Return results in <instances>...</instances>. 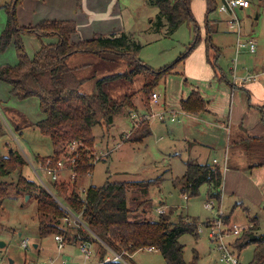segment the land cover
<instances>
[{
	"label": "trees",
	"instance_id": "1",
	"mask_svg": "<svg viewBox=\"0 0 264 264\" xmlns=\"http://www.w3.org/2000/svg\"><path fill=\"white\" fill-rule=\"evenodd\" d=\"M191 1L149 0L159 8L158 24L154 22L155 28L160 29L166 21L167 33L171 34L183 23L192 22L194 17ZM21 2L22 0H13L5 6L7 23L0 34V53L5 52L14 42L18 61L15 64L0 65V80L10 84L11 94L20 99H39L44 118L36 127L42 134L51 138L57 157L67 144L75 140L82 142L79 146V167L75 181L71 182V185L55 184L54 188L55 194L63 199L64 203L75 212L82 213V219L90 231L82 225L69 226L62 221L65 211L37 179L38 183L21 173V170L28 166V162L15 150L6 156L0 155V177L9 176L16 171L20 173L15 183L0 180V202L9 197L12 191L35 196L37 211L41 215L40 237L62 234L69 239L73 238V245L78 244L80 240L96 243L100 247L102 264H123L121 260L104 262L107 256L112 255V251L121 254L123 259L129 262L135 252L145 247L158 250L167 264H195L198 252H194L191 262H186L185 245L180 242V238L185 234L198 237L199 222L190 216L182 215H179L177 221L171 220L173 208L153 219L148 216L146 198L139 201L130 197L132 188L138 187L146 193L153 185L151 181L122 182L108 179L100 186L90 184L85 193H81L79 188L80 182L95 166L94 154L91 151L95 139L94 127L105 129L111 126L115 117L125 109L144 116L145 109L137 108L133 104L136 92L125 91L123 98L118 99L114 94L115 87L130 85L138 76L144 80L141 90L148 95L173 66L155 70L137 58L142 44L132 33L95 35L88 39L71 41L72 35L77 33V23L74 19H43L35 25L22 26L17 16V8ZM81 2L82 0H77L78 7H81ZM217 2L218 0H206L208 13L217 9ZM210 33L212 32L208 25L206 44L209 48L215 47ZM28 34L36 35L41 40L44 37H55L57 41L43 42L40 49L30 56L23 39L24 35ZM76 54L92 56L95 60L75 66L69 65L70 57ZM124 65L127 71L119 69ZM88 67L89 73L83 74L82 71ZM93 79L95 94L83 90L85 83ZM180 103L182 111L188 114H198L206 110V101L195 91ZM150 134L149 119H142L127 138L124 137L126 134L123 137L134 143H142ZM124 139L120 141L124 142ZM243 145L245 151L255 159L253 165L264 166V137L249 138ZM174 183L180 186L184 196L188 197L199 195L200 188L206 185L209 198L219 205L222 203L224 169L218 163L187 161L185 173ZM225 221L231 224L230 216H226ZM251 222L252 226L236 239L235 246L238 251H242L254 244V255L250 264H264V232H260L257 217H253ZM69 228L74 229L73 235Z\"/></svg>",
	"mask_w": 264,
	"mask_h": 264
},
{
	"label": "rangeland",
	"instance_id": "2",
	"mask_svg": "<svg viewBox=\"0 0 264 264\" xmlns=\"http://www.w3.org/2000/svg\"><path fill=\"white\" fill-rule=\"evenodd\" d=\"M12 1L13 0H0V33L1 30L5 28L6 24L7 11L5 6L12 3ZM121 1H125L121 2L123 6L127 5V3H131L129 8H122V13L129 21L127 29L138 28L139 31L135 33V38L142 44V48L137 53V58L155 70H160L169 66L173 67L150 94L146 95L143 93L141 88L143 87L144 80L137 76L130 85L123 84L115 87V97L118 99H121V97L123 98L122 95L125 91L129 93L136 92L133 98V104H135L137 108H142V110L145 109L147 111L153 109L156 111L160 107V105H157L152 108L151 95L153 92H158L162 100L165 98L168 103H173L177 98L179 89L183 88V90L187 92L190 88V84L196 78L194 75H190L189 71L198 74L196 66L194 64H188L189 60L194 57V60L198 62V58L196 57H198L197 55H199L200 52H207V50L211 52L213 50V47L209 48L206 44L209 24L212 32L210 33L212 41L216 43L220 40L223 43L224 49L222 48L223 54L219 64L224 69V72L229 75V68L235 65L236 54H234V58H230L235 48V35L225 23H222L218 32H215V21L220 20L222 15H224L220 13L218 9H214L208 13L207 4L203 5L201 0H192L191 9L194 17L193 21L183 23L174 33L168 34L166 21H164V26H161L160 29L154 26L155 21L158 24L159 14V8L155 4L142 5L140 0L139 2L137 0ZM45 2H48V0H45ZM116 10H118V8H116ZM66 12L67 14H65V16H71L68 13L69 10ZM245 12L247 14L244 20H242L243 17L240 16L242 27L244 26L246 31L250 32L251 35L256 36L262 33L261 35L264 37V0H249V5L244 13ZM47 13V9L44 8L37 11L34 13L33 20L35 19L34 21L39 22L41 20L40 17H43V15ZM138 14L141 15V18L138 17ZM256 16H258V19H256ZM76 34H78V32ZM24 44L26 51L32 56L38 44H36V48H34L35 43L30 40H27V43L24 42ZM81 55L82 54L78 55L80 59H78L77 62H72L71 60H69V62H72V65L75 66L90 63L95 60L92 56L82 55L81 57ZM191 55L193 56L192 58L190 57ZM16 58V50L11 46L6 49L5 52L0 53V65H2V63L14 64ZM119 69L127 71L126 65L119 67ZM89 70L90 67L82 72L86 74L89 73ZM195 81L197 82L198 80ZM196 82L193 83L196 84ZM89 86L90 82L85 83L83 90H88ZM199 86L202 88L201 85ZM9 90L10 87L8 84L1 81L0 154L6 156L9 154L10 149H13L27 154V157L31 160H33L36 155L45 157L54 154L55 148L51 138L42 134L40 130L36 128V125L29 123L31 125L27 126V121L23 122L20 120L21 127H18L15 120L12 118L13 121L8 119V111L10 110L13 112V115H16V113L26 114L33 122L39 120L41 118V111L38 98L31 97L20 99L12 95L11 90ZM138 117H133V112L125 109L115 117L111 126L105 129L100 126L94 127L95 139L91 151L94 154L93 162L95 160V167L91 175L85 177L80 182V190L87 188L90 184L97 186L103 185L108 179L110 181L122 182L139 180L146 182L151 181L153 185H151L146 193L140 191L138 187L130 190V197L137 198L139 201L143 198L148 200L145 207L148 208L149 217L153 219L158 218L160 214L156 208L159 205H166V210L173 208L171 220L177 221L179 215H182L190 216L199 222V228L201 230H199L198 237L185 234L180 238V242L185 245V261L188 263L191 262L194 258V252L197 251L198 258L195 264H226L220 260V252L216 244L209 240L208 230L205 225L206 222L217 215V209L220 207L219 203L215 201L214 204L216 207L212 209L206 207V202L210 200L206 185L200 188L199 195L185 198L181 187L174 183L178 177L183 176L185 173L186 160L191 161V159L188 158V151L184 148H188L187 146H169L174 136L171 132L174 123H168L167 126L162 128H153L152 134L145 138L142 143H134L124 139V135L128 134V132L131 134L135 125L138 126L141 123ZM157 121L153 120L155 124L159 122ZM123 122H125V124L127 123V126H121ZM25 123L27 124L25 125ZM128 124L130 129H127L129 128ZM120 127H123L124 130L127 131L121 130L120 132ZM122 139H124V142L120 144L119 142ZM112 140L114 141L112 143L114 145L113 149H116L114 152H112L110 147H106L109 146ZM103 143H105L106 146H103ZM132 145L135 146V149L132 148ZM174 152H177V154H173ZM21 173L36 180V176L29 165L24 167ZM19 175V171H16L9 176L0 177V180L15 183ZM69 176L68 174L63 175L61 181L56 182L57 186L62 183L71 185ZM48 185H50L51 188L54 187L55 184L49 182ZM159 188L160 191L158 190ZM54 189L52 190L54 191ZM233 200L234 198L227 197L223 199L221 204L225 212L232 213L231 219L233 223L247 225L249 221L251 222V220H253V217H257L260 226H262L264 230V205L260 208L258 205L255 206L253 203L256 202L252 200L253 203H250L245 197L239 199V201L245 202L246 205H250L249 210L244 206H237ZM160 201L164 204H161ZM135 208L136 207H134V209ZM168 211L169 210H167V212ZM78 214H80L82 218V213ZM40 220L41 215L37 211L35 196L27 198V195L17 194L12 191L9 197L0 202V241L6 243L3 248H0V256L3 257L4 262L2 264H33L37 260L56 254L57 244L55 245L54 240L56 234H50L43 240L44 244L42 243L39 252L38 249L34 247V244L40 241ZM252 224V222L248 224L247 228L249 229ZM72 225L73 224L69 226ZM70 232L73 235L74 229H70ZM70 237L72 238L73 236ZM24 238L30 240L31 247L28 249L21 246V242ZM72 242L74 243L73 238L69 239L66 237V243L71 244ZM77 245L76 243L75 246ZM94 247L96 255L93 262L97 263L101 261L99 254L100 247L96 243ZM66 249H68V247ZM254 249L255 245L251 244L245 247L241 253L239 252L242 261L251 263ZM78 250L75 252L77 255H79ZM68 251H70V249H68ZM135 256L136 257L129 260V262L124 260L123 264H167L164 256L158 250L148 251L145 247L136 253ZM12 259L14 260L13 263L11 262ZM72 264L79 263L74 262Z\"/></svg>",
	"mask_w": 264,
	"mask_h": 264
},
{
	"label": "crops",
	"instance_id": "3",
	"mask_svg": "<svg viewBox=\"0 0 264 264\" xmlns=\"http://www.w3.org/2000/svg\"><path fill=\"white\" fill-rule=\"evenodd\" d=\"M137 1L139 2V0ZM201 1L203 5H206V0ZM121 2L125 1L82 0L81 7L78 8L77 0H48V2H45V0H22L17 8V16L19 24L22 26L30 24L35 25L38 23V21H34L35 19L33 20L34 13L43 8L47 9L48 13L43 15V17H40L41 20H43L42 18L49 20L74 19L77 23L78 34H73L71 41L88 39L95 35L120 34L122 32H128L135 35V33L139 32L138 28L127 29L129 21L122 13V8H129L131 3H127V5L123 6ZM140 3L142 5L152 4L149 0H140ZM248 5L238 10L239 16L243 17L242 20L246 17L247 13H244V11L247 10ZM116 8H118V10H116ZM65 9L69 10L68 13L71 16H65V14H67V10ZM224 15H222L220 20L215 21V32H218L222 23L227 25V15ZM138 17L141 18V15L138 14ZM256 19H258V16H256ZM2 31L3 30H1V32ZM242 31L245 35L256 38L257 49L255 52L243 50L239 52L238 56H236L238 62L236 79L233 77L232 67L229 68V75H227L219 64L223 54L222 48L224 49V47L223 43L218 40L216 43L213 42L215 47L212 48L213 50L211 52L210 50L209 52L202 51L197 55L198 57L196 58H198V62L194 60L195 58L192 55L190 56L193 58L189 60L188 64H194L198 70V74L189 71L190 75L196 77L193 82L198 80L196 84L192 82L187 92L183 90V88H180L177 98L173 103H168L165 98L162 100L160 97L159 104H151L152 108L157 105H160V107L156 111L154 109L151 111L143 110V115L151 113L152 111L154 113L164 112V119H159L154 116L149 119L151 134L153 128H162L167 126L168 123H174L171 128V132L174 136L170 141L169 146H187L188 148H184L189 153L188 158L200 163H214V160L216 159V163L222 165L224 169V183L221 192L222 202L224 198L232 197L237 206H244L246 209L250 210V205H246L245 202H241L239 199L245 197L250 203H253L252 201L256 202L253 204L255 206L258 205L260 208L264 205V166L253 165L256 161L247 151H245L243 145V143L249 138L264 137V37L261 35L262 33L256 36L251 35L250 32L246 31L244 26ZM234 35L235 48L230 58H234V54H236L237 36L235 33ZM23 39L25 43H27V40L34 42V48H36V44H38L35 52L40 49L43 42L51 43L57 41V38L55 37H44L43 40H41L36 35L31 34L24 35ZM11 46L15 49L14 42L9 45V47ZM78 55L80 54L73 55L69 60L77 62V60L80 59ZM17 61L18 59L16 58L14 64L17 63ZM72 62H69V65L74 66L72 65ZM255 73L261 75L255 80H246V76ZM1 81L2 80H0V82ZM89 82L90 86L86 91L95 94V80ZM8 86L11 90L12 86L10 84H8ZM193 91L198 92L206 101V110L198 114L185 113L182 111L180 105L181 100L188 98ZM12 113V111H8V119L15 120L18 127H21L20 120L23 122L27 121V126H29L31 125L29 123L36 125L44 118V114L41 112V118L33 122L24 113L19 112L20 114L16 113V115H13ZM134 113L136 112L133 111V114ZM136 114L140 116L138 113ZM153 120H158L159 122L157 121L158 123L155 124ZM27 123H25V125ZM122 125L125 127L127 126V123L125 124V122H123L121 123V126ZM123 127H120V132L121 130L127 131L124 130ZM127 129H130V127ZM113 142L114 141L112 140L109 143V146H106L105 143H103V146L110 147L112 152H114L116 149H113ZM121 142L122 141L119 143L122 144ZM132 148L135 149V146L132 145ZM12 151L14 150L12 149ZM10 152L11 151H9V153ZM18 152L24 156L30 167V161L33 162L34 160H38V157H42L36 155L34 159L32 158L33 160H31L27 157V154L20 151ZM173 154H177V152H174ZM187 161L188 160H186V162ZM158 190L160 191V188ZM160 203L164 204L162 201H160ZM165 206L159 205L156 209L158 211L159 208H163L164 212H167L169 209L166 210ZM226 213L227 216H230V223H233L231 219L232 213ZM248 224H250V221ZM247 225L244 224L243 226L247 227ZM260 232H264L262 226H260ZM46 238L40 237V241L36 243V246L34 244V247L38 249V252L41 250L40 247L43 240ZM56 244L57 242L55 240V245ZM67 247L70 251L66 249ZM66 248L65 254L67 253L66 255L71 259L72 263L77 262L79 264H86L87 261L80 252L79 255L75 254L76 250H78L77 246L66 243ZM139 251L133 254L132 259L136 257L135 255ZM153 251H156V249ZM239 252L241 253V251ZM57 253L58 248L56 254ZM13 262L14 260L12 259V263Z\"/></svg>",
	"mask_w": 264,
	"mask_h": 264
},
{
	"label": "built area",
	"instance_id": "4",
	"mask_svg": "<svg viewBox=\"0 0 264 264\" xmlns=\"http://www.w3.org/2000/svg\"><path fill=\"white\" fill-rule=\"evenodd\" d=\"M248 2L249 0H218L217 9L219 10V12L227 15L226 23L229 29L237 36L236 56H238L240 51L247 50L249 52H255L257 49L256 38L253 36H247L243 33L242 20L238 14V10L247 6ZM237 64V58H235V65L232 67V74L234 79L237 78ZM260 75L261 74L258 73L249 74L248 76H246V80H255ZM159 101V93L153 92L151 95V102L153 104H159ZM153 116L158 117L159 119L165 118L164 112L154 113L152 111L151 113H147L142 117H138L136 113L133 114V117H138L141 121L142 119H150ZM129 135L130 132H128L125 137L127 138ZM81 145V141H72L61 149L62 152L59 154V157L53 154L43 159L39 158L36 161H30V165L34 172V175L36 176V179L56 198V200L60 204V207L65 211L62 221L67 225H82L89 230L85 222H83L81 215L75 212L70 206L65 204L55 194L54 187L50 188V185H48L49 182L56 184V182L61 181L63 175L65 174L70 175V182L75 181L78 173L77 169L79 167V146ZM216 162L217 160L215 159L214 163ZM93 163H95V160ZM90 175L91 171H89L86 176L89 177ZM52 189H54V191ZM86 190L87 188L82 189L81 193H85ZM184 197L188 198L187 195H185ZM209 199L210 200L206 202V207L210 209L216 207L214 204L215 200L211 198ZM219 206L220 207L217 209V215L213 219L205 223L208 230L209 240L215 243L217 248L219 249L220 260L222 262L226 264H250L242 261L239 251L235 246L236 239L245 230H248V228L237 223L227 224L225 221L227 213L224 211L221 205ZM158 212L164 213L163 208H159ZM198 229L201 230L199 227ZM54 238L57 242L58 253L54 256H48L44 259L37 260L33 264H72L71 259L65 254V237L62 234H56ZM21 246L28 249L29 247H31L30 240L28 238H24L21 242ZM77 247L80 254L87 261L86 264H102L101 261L97 263L93 262V259L96 255V250L92 242L80 240ZM154 249V247H147L148 251H153ZM111 253L112 255L107 256L104 262L116 260L124 261L121 254H118L114 251H112ZM2 263H4L3 257L0 256V264Z\"/></svg>",
	"mask_w": 264,
	"mask_h": 264
},
{
	"label": "water",
	"instance_id": "5",
	"mask_svg": "<svg viewBox=\"0 0 264 264\" xmlns=\"http://www.w3.org/2000/svg\"><path fill=\"white\" fill-rule=\"evenodd\" d=\"M10 151L12 152V149ZM29 197H30V195H27V198H29ZM5 245H6V243L4 241H0V248H3ZM35 246H36V244H35ZM11 262H12V260H11Z\"/></svg>",
	"mask_w": 264,
	"mask_h": 264
}]
</instances>
